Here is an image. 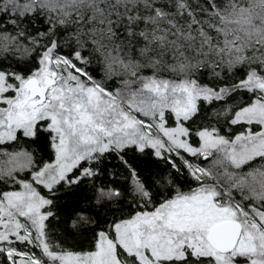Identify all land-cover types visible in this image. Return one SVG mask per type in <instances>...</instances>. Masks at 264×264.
I'll return each instance as SVG.
<instances>
[{
    "label": "snow or ice",
    "instance_id": "1",
    "mask_svg": "<svg viewBox=\"0 0 264 264\" xmlns=\"http://www.w3.org/2000/svg\"><path fill=\"white\" fill-rule=\"evenodd\" d=\"M0 264H264V0H0Z\"/></svg>",
    "mask_w": 264,
    "mask_h": 264
}]
</instances>
